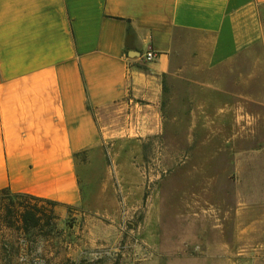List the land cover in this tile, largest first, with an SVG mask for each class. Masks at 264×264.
<instances>
[{"label":"crops","instance_id":"crops-1","mask_svg":"<svg viewBox=\"0 0 264 264\" xmlns=\"http://www.w3.org/2000/svg\"><path fill=\"white\" fill-rule=\"evenodd\" d=\"M148 49L156 60L142 64ZM118 104L130 108L113 164L126 196L142 197L132 161L145 132H162L169 105L173 137L216 158L229 129L244 127L239 113L264 111V0H0V190L60 207L103 199L81 175L104 162L96 114ZM145 108L155 124L137 122ZM252 154V212L180 223L190 238L172 247L203 256L191 264H264L247 252L264 243V147Z\"/></svg>","mask_w":264,"mask_h":264},{"label":"rangeland","instance_id":"rangeland-1","mask_svg":"<svg viewBox=\"0 0 264 264\" xmlns=\"http://www.w3.org/2000/svg\"><path fill=\"white\" fill-rule=\"evenodd\" d=\"M133 102L142 106L140 101ZM145 109L135 113L138 120L134 115L131 119L155 124L157 113ZM239 114L244 127L230 128L229 141L223 147L218 145L222 148L217 149L216 158L205 159L212 153L209 146L182 144L173 137L179 129L171 127L173 111L169 105L162 112L166 118L162 132H145L140 156L132 161L143 177V194L136 198L134 191L128 196L121 191L113 174L114 160L119 156L115 144L127 136L130 108L118 104L98 112L104 162L86 163L81 176L84 180L90 176L91 189L103 193L104 198L91 197L84 206L69 208L37 202L40 225L23 233L17 209L24 202L0 194V264H191L203 258L191 255L189 248L173 249L190 238L180 223L201 216L231 217L239 209L252 212L247 202L257 198L251 186L252 153L253 148L264 147V126L250 125L254 120L263 124L264 111L246 107V112ZM253 132L256 143L252 142ZM260 182L256 183L259 190L264 187ZM210 183L215 186L206 187ZM83 190L87 196L88 190ZM240 201L246 203L244 208ZM247 252L250 257L258 253L264 257V243L251 245Z\"/></svg>","mask_w":264,"mask_h":264},{"label":"trees","instance_id":"trees-1","mask_svg":"<svg viewBox=\"0 0 264 264\" xmlns=\"http://www.w3.org/2000/svg\"><path fill=\"white\" fill-rule=\"evenodd\" d=\"M0 194L5 198H16L20 199L24 204L19 203L18 205V223H19V231L23 233H28L29 229L37 228L40 225V217L36 211V203L42 202L52 206L58 205L57 203L49 200L35 198L29 195L24 194H12L7 190H0ZM9 199V204L13 205V202ZM69 208V207H67ZM8 226V224L6 225Z\"/></svg>","mask_w":264,"mask_h":264},{"label":"built area","instance_id":"built-area-1","mask_svg":"<svg viewBox=\"0 0 264 264\" xmlns=\"http://www.w3.org/2000/svg\"><path fill=\"white\" fill-rule=\"evenodd\" d=\"M156 57L157 54L154 51L148 49L140 56L139 62L142 64H150L156 60Z\"/></svg>","mask_w":264,"mask_h":264}]
</instances>
